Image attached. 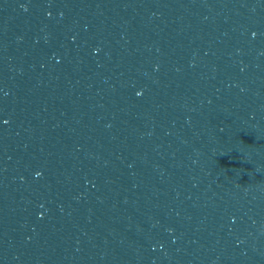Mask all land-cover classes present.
Returning <instances> with one entry per match:
<instances>
[{
	"label": "water",
	"instance_id": "1",
	"mask_svg": "<svg viewBox=\"0 0 264 264\" xmlns=\"http://www.w3.org/2000/svg\"><path fill=\"white\" fill-rule=\"evenodd\" d=\"M264 196V0H0V264H220Z\"/></svg>",
	"mask_w": 264,
	"mask_h": 264
}]
</instances>
